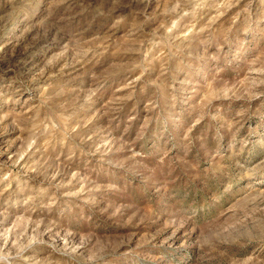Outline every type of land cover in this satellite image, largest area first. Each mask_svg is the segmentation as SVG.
Wrapping results in <instances>:
<instances>
[{
    "label": "rangeland",
    "instance_id": "1",
    "mask_svg": "<svg viewBox=\"0 0 264 264\" xmlns=\"http://www.w3.org/2000/svg\"><path fill=\"white\" fill-rule=\"evenodd\" d=\"M0 264H264V0H0Z\"/></svg>",
    "mask_w": 264,
    "mask_h": 264
}]
</instances>
